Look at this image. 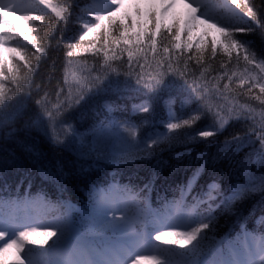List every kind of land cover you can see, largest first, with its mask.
I'll use <instances>...</instances> for the list:
<instances>
[{
	"label": "trees",
	"instance_id": "trees-1",
	"mask_svg": "<svg viewBox=\"0 0 264 264\" xmlns=\"http://www.w3.org/2000/svg\"><path fill=\"white\" fill-rule=\"evenodd\" d=\"M67 2L68 0H52L53 4ZM71 2L75 7L67 21H58L51 10L43 5L38 6L43 11L37 10L32 14H44L45 21L22 22L20 19L10 18L12 27L16 30L15 34L26 48L18 49L17 53L9 51L8 54L0 56L4 59V69L7 73L13 63L22 65L28 56L35 53V48L20 36L21 32L30 37L35 36L37 43L48 41L38 67L32 73L30 84L24 87L21 94L6 102V113H20L15 125L17 131L10 138L0 136V199L31 197L37 201L32 207L19 210L18 217L34 215L40 219H54L61 216L79 231L85 226L87 214L93 209L95 193L131 195L136 198L138 209L147 207L154 213L164 211L166 204L180 201L181 190L185 189L184 207L181 210L187 211V207L195 202L193 197L206 189L212 181H216L227 194L232 185L245 182L246 169L257 177L264 174V167L249 162L250 154L254 155L260 147L256 133L262 131L259 125L264 105H261L260 100L264 99V96L260 94L259 88L251 87L247 80L241 84L245 69L252 68L244 63L243 55L237 63L236 52H233L230 61L222 51L213 57L208 50L198 61L195 46L183 54L176 51L172 70L186 69L184 77L166 75L164 79L169 87L158 94L146 93L143 89L137 91L135 79L136 74L141 71L139 64L145 63L143 54L139 60L133 58L131 67L126 52H118V58L110 62L111 67L104 65L103 55H96V50L90 47L92 42L99 39L103 27L81 42V47L74 50L76 56L66 57L67 44L79 41L83 32L82 21L92 18L81 9L88 8L93 0ZM222 2L223 0H207L208 8L212 7L217 17L223 15L218 7V3ZM252 2L258 19L264 23V3L262 0ZM244 21V26L250 25L252 30L237 33V38L250 42L257 59L264 58V28L248 21L247 17ZM230 22L237 21L232 19ZM107 23L104 22V27ZM52 25L55 27L50 35L49 28ZM32 28L38 31L33 33L30 31ZM158 39L164 44L171 41L167 33ZM185 39L186 34L182 36V41ZM6 43L9 48L16 47L14 41ZM193 44L195 45V41ZM21 56H24L25 60H21ZM148 59L151 60V55ZM222 64L225 67H221ZM151 70L148 67L144 69L145 73ZM225 72L228 76H232L233 72L236 75L232 76L230 81ZM73 74L82 78L107 74L105 84H110V90L99 95H89L79 104L73 103L71 108H66L63 118L75 129L76 137L71 143L63 142L64 133L61 129L64 125L60 124L57 125V132L60 133L61 142H57L52 139L51 129L46 134L33 124L42 110L36 101L42 100L50 109L57 103L66 104L70 90L73 98L77 93L78 85L72 81ZM185 80L187 85L184 84ZM4 83L6 88H12L9 82ZM225 84L229 85L226 91ZM197 85L198 91L193 92L192 87ZM217 88L224 92L227 99L217 94ZM57 93H61L59 100ZM149 96L151 99L147 98ZM142 103L149 105V112L137 110V106ZM209 106L212 112L208 111ZM245 106L254 109L251 119L244 118L248 115ZM229 109H232L231 114ZM215 112H219L220 116L227 120L224 127L220 128L218 123L215 124V134L211 137L201 138L196 135L200 130H213L207 126L214 124ZM237 112L242 114L240 119L236 118ZM193 115L200 118L190 127L175 130L181 133L180 138L160 145L151 156H129L111 161L92 143L93 137L108 129L111 122L129 120L138 126L137 134L145 138L165 134L167 123H176ZM184 132L194 135L195 139L186 138ZM236 137L242 141L239 148L236 147ZM226 142L231 144V147H226ZM201 165H204L203 168ZM198 168L201 169L199 179L189 192L185 186ZM145 184H150V189L145 190ZM40 198L50 201L55 207L44 206L39 202ZM206 209V205H201L199 211L204 212ZM3 211L7 212L8 209ZM214 216L215 226L207 230L208 242L215 244L227 255L230 245L237 250L242 249L246 234H251L257 237V240H249L248 247L250 251H255L256 260L260 264L258 244L259 238L264 237V195L259 192L250 194L236 202L231 211L219 208L215 210ZM149 228L150 226L143 229ZM52 230L54 229L48 231ZM45 239L43 236L36 240ZM93 239L98 243L104 240L113 242L116 235H89L84 241L94 244ZM51 242L49 239L48 244L44 245H34L27 241L25 243L35 253H40L48 248ZM157 246L161 249H172L176 260H179V254L185 251L179 245H165L163 242ZM0 264H14V256H0Z\"/></svg>",
	"mask_w": 264,
	"mask_h": 264
},
{
	"label": "snow or ice",
	"instance_id": "snow-or-ice-1",
	"mask_svg": "<svg viewBox=\"0 0 264 264\" xmlns=\"http://www.w3.org/2000/svg\"><path fill=\"white\" fill-rule=\"evenodd\" d=\"M264 3V0H262ZM43 5L49 8L58 21H67L75 7L71 0L64 4H53L52 0H0V46L6 41H14L16 47L7 49L16 52L18 49L26 48V45L20 43L19 37L15 34L10 18L23 19L24 21H45L44 14L33 15L32 13L42 9L38 6ZM218 7L223 15L212 16L208 12L207 0H93L92 5L88 8L81 9L82 12L91 16V19L82 21L83 32L76 43L67 44L68 51L66 57L73 58L77 55L74 51L81 47L83 42L90 34H99V39L90 44V47L96 50V55H103V64L111 67V61L117 59V53H127L129 66H132L133 58L139 60L141 54L145 63L139 64L141 71L136 74L135 83L137 91L146 90V93L158 94L164 88L169 87L164 77L166 75H178L183 78L185 71L177 69L173 71V60L176 59L175 53L179 51L183 54L195 46L197 60L208 50L214 57L217 52L222 51L230 58L233 52H236L235 60L239 63L241 55L246 65L252 68H246L245 74L241 79V84L248 81L251 87L259 88V92L264 96V58L257 59L256 54L252 51L251 44L248 41L237 38V33L250 32L251 26H244L248 21L259 24L264 28L257 16V10L252 0H223L218 3ZM16 13H20L16 16ZM236 20L231 23L230 20ZM229 21V22H226ZM107 26L104 27V22ZM52 25L49 28V34L52 33ZM33 33L38 30L30 29ZM165 33L171 37L168 44H164L158 37H164ZM186 34V39L182 41V36ZM24 40L35 48V53L28 56L27 60L21 65L13 63L6 73L4 69V59L0 58V136L10 138L17 131L16 122L20 113H6L8 107L6 102L11 101L13 97L21 94L24 87L30 84L32 73L36 71L41 60V54L45 52L48 45L47 40L37 43L35 36H28L20 33ZM198 37V39H197ZM210 38V39H209ZM195 41V45L193 42ZM127 46V47H125ZM151 55V60L148 59ZM21 60H25L21 56ZM148 67L151 71L145 73L144 69ZM225 67V65H221ZM14 69V70H13ZM167 70V71H166ZM258 70V72L256 71ZM203 75V73H202ZM236 73L233 72L232 76ZM107 74L104 76L84 77L76 79L78 85L77 93L73 98L71 90L66 98L67 103H57L50 109L42 100H37V105H41V113L36 116L33 124L41 130L48 133L52 131V139L61 142L60 133L57 132V125H64L61 131L64 133L65 143H71L76 137L75 129L67 124L63 118L66 108H71L73 103L79 104L89 95H99L110 90V84H105ZM147 76V80H145ZM225 76L231 81L232 76ZM9 82L12 88H6L4 82ZM68 82L67 69L65 83ZM195 83V82H194ZM187 85V80L184 81ZM131 87V86H130ZM182 87V86H181ZM191 87V86H190ZM251 87L249 91H251ZM199 85L192 87V91H198ZM229 85H224V90H228ZM207 91V89H206ZM219 96L227 99L224 92L219 88L216 89ZM10 93V94H9ZM61 93H57V99ZM151 99V97H147ZM259 99V97H257ZM264 105V99L260 100ZM140 112H149L150 108L147 103L137 106ZM208 111L212 112L209 106ZM248 113L245 119H251L254 109L245 106ZM232 109H229L231 114ZM241 113H236V118H241ZM214 124L207 126L208 129L200 130L196 135L201 138L211 137L215 134V124L220 128L227 123L219 112L213 113ZM200 117L189 116L187 119H180L176 123L169 122L166 125L167 133L157 134L141 138L138 132V126L129 120L123 122H111L108 127L116 130L117 135L121 138L124 148L117 153L118 158H127L129 156H151L156 148L164 143H171L180 138L181 133L175 130L190 127ZM175 119V117L173 118ZM261 132L256 133L259 141V149L255 154H250L249 162L259 164L264 167V112L261 113ZM252 129H250V133ZM183 135L188 139H195V136L184 132ZM236 147L242 146L239 137L235 138ZM226 147L231 144L226 142ZM95 150V149H93ZM204 165H201L203 168ZM200 168L189 178L188 185L185 186L187 191L191 192L192 187L199 179ZM246 180L244 183L232 185L227 194L224 193L221 186L212 181L206 189L193 197L195 201L187 207V217L185 220L177 215L169 214L167 209L172 208L178 212L183 204V192L180 201L172 202L165 205L163 213H152L145 207L139 209L134 221L129 222L126 216H116V211L120 210L118 202L114 201L104 193H95L93 195V209L88 216V223L81 229L77 230L73 224L66 218L57 216L48 221L40 218H28L22 222L17 213L21 209L32 207L37 201L35 198L25 197L10 200L0 199V256L9 250H14V264H128L130 257L135 256L133 264H256L254 259H249L251 255L248 247L249 240H257V237L246 234L245 245L242 249L237 250L234 246H229V252L226 255L215 244L208 242L207 230L214 228L215 210L224 208L231 211L233 206L239 200L253 193L264 195V174L259 177L245 170ZM145 190L150 189V184H145ZM135 200V197H131ZM39 202L44 206H52L50 201L40 198ZM99 205V206H97ZM201 205H206L204 212L199 211ZM8 209L7 212L3 211ZM112 215L109 217L108 213ZM151 226L156 231L155 240L162 241L165 245H179L185 249L180 253L179 260L174 259L176 255L172 249H161L157 245L149 242V236L145 235L140 229ZM50 228L52 231L38 232V228ZM163 228H169L164 231ZM182 228V231L175 229ZM105 233H112L130 239L134 242L133 246H124L120 244H107L101 250L89 248L83 243L84 239L89 236H100ZM41 235L46 237L45 240H30L31 236ZM52 242L43 252L35 253L33 249L28 248L26 241L31 244L44 245L48 240ZM140 248L142 251H136ZM258 252L261 257L260 264H264V237L259 238Z\"/></svg>",
	"mask_w": 264,
	"mask_h": 264
},
{
	"label": "rangeland",
	"instance_id": "rangeland-1",
	"mask_svg": "<svg viewBox=\"0 0 264 264\" xmlns=\"http://www.w3.org/2000/svg\"><path fill=\"white\" fill-rule=\"evenodd\" d=\"M208 12L209 15L215 16V10L211 7L208 8ZM16 16H19L20 13H16ZM22 22H26L23 19H20ZM9 49V45L5 42L3 46H0V56L8 54L9 51L7 50ZM15 53V52H13ZM17 53V52H16ZM76 78H80L82 79V77L75 75ZM72 81L76 83V79L73 78L72 76ZM92 143L93 145L100 149L102 153H104L106 155V158L108 160L111 161H118L120 159L123 158H118L117 157V153L121 152L124 148V144L122 143L121 138L117 135L116 130H113L111 128L105 129L103 132L96 134L93 139H92ZM108 197H110L111 199H113L114 201L118 202V206L119 209L118 211H116V216L120 217V216H126L129 220V222H132L135 220L137 213H138V204L136 200L131 199V195H126V194H122V193H116L114 195H107ZM99 206V205H97ZM165 211V210H164ZM164 211H156L154 213H163ZM167 211L169 212V214H173V215H177L181 221L185 220L187 217V211L185 210H179L178 212H176L174 209L169 208L167 209ZM23 215V214H22ZM109 217H111L112 213L109 212L108 213ZM22 222L26 221V219L28 218H37L36 216L32 215L30 217L28 216H20L18 217ZM43 221H48V220H52V218H46V219H41ZM85 225L88 223V218L85 220ZM137 228L140 229V226L137 225ZM51 230L50 228H38L37 231L38 232H44V231H48ZM141 230V229H140ZM164 231H169V228H163ZM177 231H182V228H177L175 229ZM145 235L149 236V242L152 245H157L158 243L162 242V241H156L155 240V235L157 234L156 231H153V229L150 228L148 230H141ZM40 237H43L41 235H34L31 236L30 239L31 240H36ZM95 240V239H93ZM94 244H90L86 241H83L84 244H86L89 248L92 249H96V250H101L103 249V247L107 244H120V245H124V246H133L134 247V242L130 239H125L123 237H120L118 235H116V239L113 242H109L108 240H104L102 243H98L97 240L93 241ZM3 246V243H0V247ZM244 247V244L242 246V248ZM134 250L136 251H142V249L140 248H135ZM3 256H14L15 257V253L14 250H9L7 253L3 254ZM249 259H254L256 261V264H259L258 260H256V255H255V251L251 250V255L248 256ZM136 259L135 256H132L129 258L128 260V264H133V261Z\"/></svg>",
	"mask_w": 264,
	"mask_h": 264
}]
</instances>
